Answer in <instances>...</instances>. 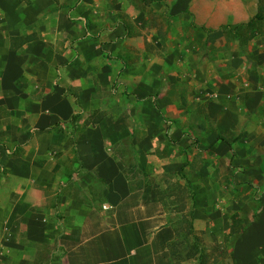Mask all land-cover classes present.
<instances>
[{
    "label": "crops",
    "instance_id": "obj_1",
    "mask_svg": "<svg viewBox=\"0 0 264 264\" xmlns=\"http://www.w3.org/2000/svg\"><path fill=\"white\" fill-rule=\"evenodd\" d=\"M104 67L133 94L112 106L123 119L85 123L106 111ZM150 80L160 105L140 104ZM191 111L218 129L199 145L209 164L251 159L264 176V0H0V264H174L177 224L140 182L148 149L191 163ZM257 242L212 264H264Z\"/></svg>",
    "mask_w": 264,
    "mask_h": 264
},
{
    "label": "rangeland",
    "instance_id": "obj_2",
    "mask_svg": "<svg viewBox=\"0 0 264 264\" xmlns=\"http://www.w3.org/2000/svg\"><path fill=\"white\" fill-rule=\"evenodd\" d=\"M119 2L120 0H114L116 4ZM121 12L115 15L116 27L118 24H124L121 19L117 21L119 19L117 16L122 18ZM117 37L123 39L124 33H119ZM122 51V48L112 52L107 51L104 55L109 57L110 61L118 59V57L121 58ZM103 57L100 53L98 60H105ZM91 60L98 62L96 56H91ZM87 65L84 64L83 67ZM167 66L169 67V65ZM102 71L103 74L101 71L99 72L100 78L95 83L99 88V101L105 104L106 111L87 112L88 116L84 115L85 123L105 118L123 119L126 113L113 111L112 106H121L129 99L128 96L133 94L132 88L129 91L124 84L121 72L115 76L113 81H107L104 80L106 67ZM90 83V80H83V88H89L88 84ZM162 83L169 87L172 82L168 76L164 75ZM155 85L154 80L147 82L151 93L145 95L140 104L147 103L155 106H157V102L159 105L161 104L159 92L155 93ZM166 98V102L171 100L169 96ZM193 107V105L190 106V108ZM190 113L194 118L201 119L197 120L196 118V121L188 129H184L186 130L184 136L187 134L193 141V145L197 147L191 163L186 164L185 160H181L183 152L177 151L176 154H170L172 149L167 144L156 150L148 149L146 150L148 154L147 166L143 171V175L146 177L143 176L140 183L141 186L146 184V186L157 189L153 193H148V198L158 199L164 215L177 224L179 242L177 246L173 245L177 256L172 257L174 264H193L192 258L197 263L200 261V264H212L218 262L219 257L224 258L225 263H233L231 255L238 243L239 249L248 250L251 248L252 241L256 244L258 239L263 238L264 242V176L252 173L257 168L250 167L249 164L253 161L251 159L226 161L225 168L216 166L214 161L209 164L204 159L206 153H204L203 147L199 145L204 136L212 134L218 129L208 120L204 121L201 112L191 111ZM145 114H147V120L153 124L161 117L164 122L165 118L170 119L167 113L161 111L155 118L148 112ZM163 127V129L159 127L145 129L146 137L158 139L165 136L164 133L171 128ZM106 130L109 131V128ZM142 136L144 137L143 132ZM168 139L166 137L164 141L167 142ZM168 141L170 142V140ZM188 179L191 180L192 185H189ZM194 222H197L202 228L199 231H204L205 237L196 236L193 228ZM212 222L217 233L208 229ZM229 223L230 228L227 230L226 226ZM241 241L242 246L240 247Z\"/></svg>",
    "mask_w": 264,
    "mask_h": 264
},
{
    "label": "trees",
    "instance_id": "obj_3",
    "mask_svg": "<svg viewBox=\"0 0 264 264\" xmlns=\"http://www.w3.org/2000/svg\"><path fill=\"white\" fill-rule=\"evenodd\" d=\"M251 22H252V21H250V22L248 23V25H250V24H251ZM195 238H196V237H195ZM196 240H197V239H196Z\"/></svg>",
    "mask_w": 264,
    "mask_h": 264
}]
</instances>
